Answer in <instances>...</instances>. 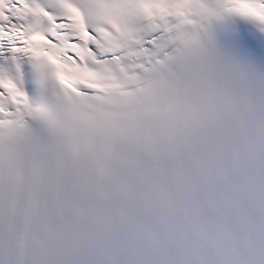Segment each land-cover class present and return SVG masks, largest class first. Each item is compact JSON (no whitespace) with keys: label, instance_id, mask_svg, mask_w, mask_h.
I'll return each mask as SVG.
<instances>
[{"label":"snow or ice","instance_id":"6c2138e0","mask_svg":"<svg viewBox=\"0 0 264 264\" xmlns=\"http://www.w3.org/2000/svg\"><path fill=\"white\" fill-rule=\"evenodd\" d=\"M0 264H264V0H0Z\"/></svg>","mask_w":264,"mask_h":264}]
</instances>
